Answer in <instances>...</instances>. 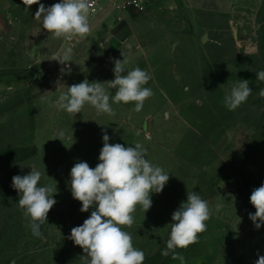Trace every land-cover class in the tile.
I'll return each instance as SVG.
<instances>
[{"label": "rangeland", "instance_id": "1", "mask_svg": "<svg viewBox=\"0 0 264 264\" xmlns=\"http://www.w3.org/2000/svg\"><path fill=\"white\" fill-rule=\"evenodd\" d=\"M38 7L0 0V264H83L86 254L68 237L94 208L80 211L70 170L80 161L96 167L104 132L111 144L139 143L170 176L150 210L137 206L133 225L123 227L144 264H181L161 253L187 192L206 200L211 215L196 243L176 249L184 264H248L256 240L250 195L264 183V82L256 79L264 70V0H158L142 13L105 0L88 17L87 37L70 42L43 30ZM68 47L71 61L52 60ZM115 59L151 76L145 87L153 95L139 112L134 102L111 101ZM66 67L70 73L61 72ZM85 79L102 83L114 115L87 103L76 115L56 106L67 86ZM237 80L252 94L229 111L224 96ZM30 166L42 174L39 186L57 187L42 238L32 235L11 186Z\"/></svg>", "mask_w": 264, "mask_h": 264}, {"label": "clouds", "instance_id": "2", "mask_svg": "<svg viewBox=\"0 0 264 264\" xmlns=\"http://www.w3.org/2000/svg\"><path fill=\"white\" fill-rule=\"evenodd\" d=\"M25 11L32 5L39 4L35 19L42 21L43 30L55 38L72 41L74 37L84 39L90 33V0H60L45 7L40 0H22ZM73 49L68 47L63 55L54 56L52 60L66 65L71 61ZM114 79L107 81L115 95L112 103H135L134 110L139 112L144 102L153 95L145 87L151 80L146 70L135 67L126 70L125 59H115ZM70 73V67L61 72ZM256 79L264 82V70L256 73ZM58 85H60L58 83ZM67 92L59 95L55 101L60 110L69 114L80 113L84 105L90 104L97 113L114 115L110 96L101 82H89L87 79L78 84L67 86ZM252 94L247 80H237L224 96V106L234 111L247 101ZM258 95L264 98V89ZM58 135L63 136V132ZM103 147L99 154V163L95 168L87 162L80 161L70 170V190L72 197L82 205L80 211L90 216L80 226L71 229L68 239L83 249V264H144L145 253L134 247L132 236L123 230L134 223L133 213L137 206L146 213L152 207L151 195L161 193L169 181V174L146 159L147 150L139 143L125 147L120 143H109L107 132L103 134ZM25 175L12 177V187L18 191V205L24 210L30 222L42 224L47 220L49 211L57 203L53 198L57 187L39 186L41 172L34 166ZM250 203L256 209L249 213V218L259 229L264 225V183L255 188L250 195ZM211 211L208 202L196 192H187V200L172 213V223L164 257L172 254V259H179L184 264V257L176 253L177 248H187L196 243L198 234L206 231V221ZM256 264H264V256H259Z\"/></svg>", "mask_w": 264, "mask_h": 264}, {"label": "built area", "instance_id": "3", "mask_svg": "<svg viewBox=\"0 0 264 264\" xmlns=\"http://www.w3.org/2000/svg\"><path fill=\"white\" fill-rule=\"evenodd\" d=\"M105 0H90L91 9L89 16H93L99 12L102 3ZM110 1V4L115 6L118 10L124 9H133L138 12H145L150 8V6L158 0H106ZM254 235L256 240H254V253L251 255L248 264H256V261L259 256H264V225H262L259 229H254Z\"/></svg>", "mask_w": 264, "mask_h": 264}, {"label": "water", "instance_id": "4", "mask_svg": "<svg viewBox=\"0 0 264 264\" xmlns=\"http://www.w3.org/2000/svg\"><path fill=\"white\" fill-rule=\"evenodd\" d=\"M203 42H206V36L203 38ZM62 171H63V166H59L58 167V172L59 173H62ZM31 233L36 238H42L43 237L42 224H39V222H37L36 224H34Z\"/></svg>", "mask_w": 264, "mask_h": 264}, {"label": "crops", "instance_id": "5", "mask_svg": "<svg viewBox=\"0 0 264 264\" xmlns=\"http://www.w3.org/2000/svg\"><path fill=\"white\" fill-rule=\"evenodd\" d=\"M103 4V3H102ZM115 9H116V7L115 6H113Z\"/></svg>", "mask_w": 264, "mask_h": 264}]
</instances>
